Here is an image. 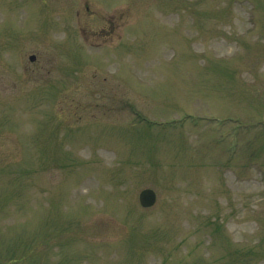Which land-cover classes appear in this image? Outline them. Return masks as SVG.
Listing matches in <instances>:
<instances>
[{
  "label": "rangeland",
  "instance_id": "374dc122",
  "mask_svg": "<svg viewBox=\"0 0 264 264\" xmlns=\"http://www.w3.org/2000/svg\"><path fill=\"white\" fill-rule=\"evenodd\" d=\"M0 264H264V0H0Z\"/></svg>",
  "mask_w": 264,
  "mask_h": 264
},
{
  "label": "water",
  "instance_id": "95a60500",
  "mask_svg": "<svg viewBox=\"0 0 264 264\" xmlns=\"http://www.w3.org/2000/svg\"><path fill=\"white\" fill-rule=\"evenodd\" d=\"M33 59V56L30 57ZM139 203L143 207H149L154 204L156 200L155 191L152 188L146 187L140 190L138 194Z\"/></svg>",
  "mask_w": 264,
  "mask_h": 264
}]
</instances>
